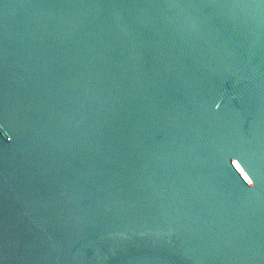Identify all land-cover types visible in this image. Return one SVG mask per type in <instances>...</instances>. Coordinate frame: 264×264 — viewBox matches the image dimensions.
<instances>
[{
	"label": "water",
	"instance_id": "water-1",
	"mask_svg": "<svg viewBox=\"0 0 264 264\" xmlns=\"http://www.w3.org/2000/svg\"><path fill=\"white\" fill-rule=\"evenodd\" d=\"M0 264H264V0H0Z\"/></svg>",
	"mask_w": 264,
	"mask_h": 264
}]
</instances>
